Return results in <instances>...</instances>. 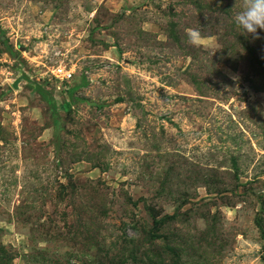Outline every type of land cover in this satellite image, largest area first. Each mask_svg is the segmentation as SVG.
<instances>
[{"label":"rangeland","instance_id":"obj_1","mask_svg":"<svg viewBox=\"0 0 264 264\" xmlns=\"http://www.w3.org/2000/svg\"><path fill=\"white\" fill-rule=\"evenodd\" d=\"M243 5L0 0V264H264Z\"/></svg>","mask_w":264,"mask_h":264},{"label":"clouds","instance_id":"obj_2","mask_svg":"<svg viewBox=\"0 0 264 264\" xmlns=\"http://www.w3.org/2000/svg\"><path fill=\"white\" fill-rule=\"evenodd\" d=\"M235 22L253 40L264 39L260 35L264 30V0H244L243 9L235 16Z\"/></svg>","mask_w":264,"mask_h":264}]
</instances>
